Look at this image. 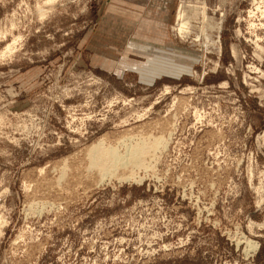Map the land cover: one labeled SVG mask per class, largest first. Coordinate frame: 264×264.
Masks as SVG:
<instances>
[{
	"label": "rangeland",
	"instance_id": "1",
	"mask_svg": "<svg viewBox=\"0 0 264 264\" xmlns=\"http://www.w3.org/2000/svg\"><path fill=\"white\" fill-rule=\"evenodd\" d=\"M1 30L0 264H264V0H0Z\"/></svg>",
	"mask_w": 264,
	"mask_h": 264
},
{
	"label": "bare ground",
	"instance_id": "2",
	"mask_svg": "<svg viewBox=\"0 0 264 264\" xmlns=\"http://www.w3.org/2000/svg\"><path fill=\"white\" fill-rule=\"evenodd\" d=\"M41 8V7H40ZM40 10V9H39ZM43 11H45V10H43L42 9V12ZM0 35H3V32H2V30L0 31ZM3 57V53H1L0 54V58H2ZM98 152L99 151H96V150H94V153H95V156H97L98 155ZM132 153V159L134 160V161H139L140 160V155H141V152L139 151V152H137V153H135V152H131ZM97 157H99V155L97 156ZM123 157H121L120 158V155H119V153L116 151V150H114V149H112V150H109V151H103L102 152V157H101V159L100 160H106V159H110V160H112L113 162H118V161H120L121 159H122ZM128 160H129V158H128ZM128 161H126L125 163H127ZM124 163V164H125ZM2 218V217H1ZM1 218H0V222H2L1 221ZM1 232V231H0ZM254 246V245H253ZM254 247H256V246H254Z\"/></svg>",
	"mask_w": 264,
	"mask_h": 264
}]
</instances>
